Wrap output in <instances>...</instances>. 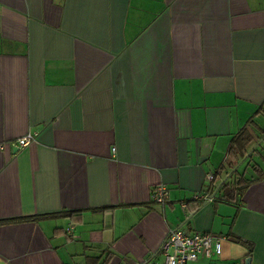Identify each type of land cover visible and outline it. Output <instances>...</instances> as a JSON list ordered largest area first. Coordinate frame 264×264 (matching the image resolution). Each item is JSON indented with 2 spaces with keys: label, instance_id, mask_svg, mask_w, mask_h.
<instances>
[{
  "label": "crops",
  "instance_id": "crops-1",
  "mask_svg": "<svg viewBox=\"0 0 264 264\" xmlns=\"http://www.w3.org/2000/svg\"><path fill=\"white\" fill-rule=\"evenodd\" d=\"M244 128L249 152L264 0H0V264L162 263L179 228L222 236L215 264H264V141L238 201L195 199Z\"/></svg>",
  "mask_w": 264,
  "mask_h": 264
},
{
  "label": "built area",
  "instance_id": "built-area-1",
  "mask_svg": "<svg viewBox=\"0 0 264 264\" xmlns=\"http://www.w3.org/2000/svg\"><path fill=\"white\" fill-rule=\"evenodd\" d=\"M36 137L32 134H27L18 140L20 147L28 146ZM115 150V148H113ZM214 175L208 176L210 188L204 193L195 195V199L200 201H212V188ZM169 195V189L166 185L160 184L154 188L153 198L157 203L164 204ZM68 228V231H71ZM164 256L162 263L154 264H196L200 258H206L209 262L205 264H215L212 262L214 255L220 256L222 252V236L211 232H202L197 230H189L179 228L171 230L164 241L161 249ZM235 264H245L244 261Z\"/></svg>",
  "mask_w": 264,
  "mask_h": 264
},
{
  "label": "trees",
  "instance_id": "trees-1",
  "mask_svg": "<svg viewBox=\"0 0 264 264\" xmlns=\"http://www.w3.org/2000/svg\"><path fill=\"white\" fill-rule=\"evenodd\" d=\"M254 121H250V124H252ZM249 128V126H248ZM248 128H244L238 135H236L233 139H232V143H231V150L232 153L235 150V152H241V158L245 157L248 153L247 149V145L248 142L250 141L251 138V134L248 130ZM247 129V130H246ZM234 152V153H235ZM215 178V175H214ZM243 180L240 179L238 181H234L233 183L230 181H225L223 182L221 188L219 191L222 192V197L221 199L223 200H229V201H238L241 197V195L243 194V190H244V186H242ZM216 188H214L213 190H215ZM30 218H26V219H31ZM13 220H17V219H13ZM12 220H0V224L1 223H8ZM102 264H108V260L104 261V263Z\"/></svg>",
  "mask_w": 264,
  "mask_h": 264
},
{
  "label": "water",
  "instance_id": "water-1",
  "mask_svg": "<svg viewBox=\"0 0 264 264\" xmlns=\"http://www.w3.org/2000/svg\"><path fill=\"white\" fill-rule=\"evenodd\" d=\"M264 141V137L247 153V155L240 161V163L238 164V165H236L235 167H234V169H233V171L224 179V181L223 182H225V181H227V179L229 178V176H231V175H233V173L239 168V166L246 160V159H248L249 157H251L252 156V154H253V152L255 151V150H257L258 149V147L261 145V143ZM223 182L221 183V184H219L218 185V187L216 188V190L214 191V193L212 194V198L214 199L215 198V196H216V194H217V192H218V190L221 188V186H222V184H223ZM210 201H206L205 203H204V205H206L207 203H209ZM247 264H252V259L251 258H248L247 259Z\"/></svg>",
  "mask_w": 264,
  "mask_h": 264
}]
</instances>
